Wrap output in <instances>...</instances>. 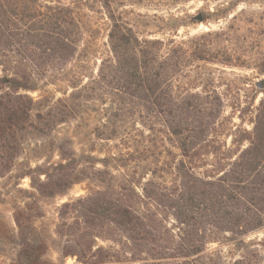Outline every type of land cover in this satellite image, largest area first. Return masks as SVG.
<instances>
[{
    "label": "trees",
    "instance_id": "trees-1",
    "mask_svg": "<svg viewBox=\"0 0 264 264\" xmlns=\"http://www.w3.org/2000/svg\"><path fill=\"white\" fill-rule=\"evenodd\" d=\"M139 1L0 0V178L27 177L39 197L86 184L58 207L55 262L45 258L47 240L33 236V216L14 208L10 264H225L206 249L211 233L244 245L238 238L264 225V95L251 128L225 148L220 94L178 80L193 59L213 58L199 44L139 35L125 8ZM96 7L106 55L87 77L67 74ZM49 77L69 89L41 93L37 82ZM86 116L91 146L76 153L74 136L57 129ZM31 144L52 145L58 160L31 165L23 157ZM229 264H247L246 256Z\"/></svg>",
    "mask_w": 264,
    "mask_h": 264
},
{
    "label": "rangeland",
    "instance_id": "rangeland-1",
    "mask_svg": "<svg viewBox=\"0 0 264 264\" xmlns=\"http://www.w3.org/2000/svg\"><path fill=\"white\" fill-rule=\"evenodd\" d=\"M125 8L129 21L139 35L163 40L172 38L175 44H199L204 47L200 49L204 50L200 54L213 58L193 59L186 64L178 80L183 89H215L220 94L223 100V126L218 137L225 143V148L234 150L232 138L238 137L240 130L251 128L254 108L264 95L262 83L258 85L264 80V0H141L127 2ZM89 13L94 29L86 33L78 56L63 67L67 74L77 71L87 77L96 72L99 58L106 55L102 16L97 12V7ZM197 15L201 16V20L197 19ZM84 48L86 50H82ZM224 50L231 53L230 59ZM10 65L5 67L10 68ZM52 79L49 77L48 81L37 82L41 93L60 96L69 89L64 80L54 78L56 81L49 83ZM37 93H32V96ZM87 120L88 116L84 121H72L57 129L61 136H74L76 153L89 150L91 146L92 139L84 132L89 126ZM135 125L139 127L138 123ZM96 148H100L99 143H96ZM93 154L99 153L94 151ZM24 156L30 158L31 165L58 160L52 145L36 148L31 144ZM208 160L214 161L211 158ZM85 192L86 184L80 182L73 184L63 195L39 197L31 187L29 178H17L13 172L1 177L0 264H10L15 256L19 240L13 213L14 208L23 206L33 216V236L38 240H47L49 253L45 258L58 261V238L54 232L58 207L62 202ZM238 239H243L244 245H238L232 234L214 232L208 238L206 249L218 254L225 264L242 255L246 256L247 264H264V225ZM74 261L71 257L65 259L68 264Z\"/></svg>",
    "mask_w": 264,
    "mask_h": 264
},
{
    "label": "water",
    "instance_id": "water-1",
    "mask_svg": "<svg viewBox=\"0 0 264 264\" xmlns=\"http://www.w3.org/2000/svg\"><path fill=\"white\" fill-rule=\"evenodd\" d=\"M197 19L198 20H201V16L200 15H197ZM258 85L261 86V82H258Z\"/></svg>",
    "mask_w": 264,
    "mask_h": 264
}]
</instances>
